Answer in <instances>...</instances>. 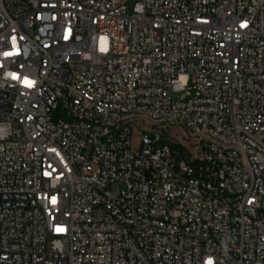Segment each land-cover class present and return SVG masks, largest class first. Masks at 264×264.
Listing matches in <instances>:
<instances>
[{
  "label": "built area",
  "instance_id": "obj_1",
  "mask_svg": "<svg viewBox=\"0 0 264 264\" xmlns=\"http://www.w3.org/2000/svg\"><path fill=\"white\" fill-rule=\"evenodd\" d=\"M254 150L264 0H0V264H264Z\"/></svg>",
  "mask_w": 264,
  "mask_h": 264
},
{
  "label": "bare ground",
  "instance_id": "obj_2",
  "mask_svg": "<svg viewBox=\"0 0 264 264\" xmlns=\"http://www.w3.org/2000/svg\"><path fill=\"white\" fill-rule=\"evenodd\" d=\"M87 65V58H76V66ZM255 161L264 162V151L254 150ZM237 162L245 161V153L243 151H236Z\"/></svg>",
  "mask_w": 264,
  "mask_h": 264
},
{
  "label": "rangeland",
  "instance_id": "obj_3",
  "mask_svg": "<svg viewBox=\"0 0 264 264\" xmlns=\"http://www.w3.org/2000/svg\"><path fill=\"white\" fill-rule=\"evenodd\" d=\"M136 1H138V0H127V10H128L129 13H132L133 5H134V3ZM173 98H177V94L176 93L173 94ZM174 133L180 134V132H178V130H175ZM137 140H138V133H137V131H134L133 132V137H132L133 144H136ZM190 150L193 151V149H191V148H190Z\"/></svg>",
  "mask_w": 264,
  "mask_h": 264
}]
</instances>
